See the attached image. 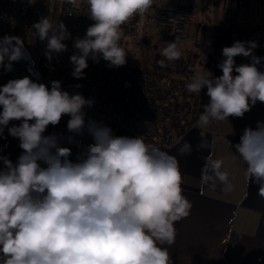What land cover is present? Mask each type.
I'll list each match as a JSON object with an SVG mask.
<instances>
[{
	"label": "clouds",
	"instance_id": "1",
	"mask_svg": "<svg viewBox=\"0 0 264 264\" xmlns=\"http://www.w3.org/2000/svg\"><path fill=\"white\" fill-rule=\"evenodd\" d=\"M68 2L79 8L76 0ZM153 2L86 0L94 23L74 40L72 76L84 78L89 58L97 63L102 58L109 67L125 65L122 25L145 15ZM33 28L34 36L47 41L49 60L67 50L63 41L70 33L62 22L57 28L49 17H41ZM178 40L160 49L161 68L181 59ZM23 47L19 37L0 38V66L11 71ZM257 47L255 41L239 40L223 47L224 59L217 65L222 75L197 71L187 83L188 92L206 88L208 97L194 125L201 129L199 147L209 146L203 130L213 121L242 118L257 102L264 103V71L257 67L264 58L254 55ZM237 56L250 57L251 63L236 65ZM92 104L80 93L63 91L58 80L50 89L27 76L0 86V134L7 128L22 149L15 162L0 156V264H173L164 245L175 242L174 225L192 208L182 193L178 160L146 143L144 136H116L95 120L86 124L84 109ZM65 115L70 117L69 132L81 134L87 128L94 141L76 162L55 134L45 135ZM13 120L20 124L9 128ZM233 147L246 165L245 178L264 198V121L246 127ZM191 150L185 142L180 153ZM223 165L222 159L209 156L202 185L211 182L214 188L219 181L225 193L232 192L234 184Z\"/></svg>",
	"mask_w": 264,
	"mask_h": 264
},
{
	"label": "crops",
	"instance_id": "2",
	"mask_svg": "<svg viewBox=\"0 0 264 264\" xmlns=\"http://www.w3.org/2000/svg\"><path fill=\"white\" fill-rule=\"evenodd\" d=\"M191 13L194 21L197 19L195 39L190 44L185 42L181 47V59L174 62H181L186 68L189 82L197 71L206 73L207 70L214 77L222 75V70L217 67L224 59L222 49L237 40L255 41L258 47L254 49V55L264 58V0H193ZM234 59L236 65L251 63L250 57ZM257 67L264 71V59ZM194 101L190 117L196 123L208 103L206 88ZM62 119L61 129L49 125L45 135L58 129L61 130L59 137L73 136L67 129L70 117ZM257 121H264V103L261 102L242 118L213 121L203 130L209 145L206 148L199 147L201 129L196 128L195 123L169 146L151 143L176 157L182 193L192 204L190 215L174 225L175 242L171 246L164 245L168 247L173 264H264V198L257 194V185L245 178L246 165L233 147L240 142L243 130L255 128ZM98 123L111 128L105 121ZM5 142L6 133L3 132L0 134V151ZM185 142L192 150L190 154L182 155L180 148ZM209 156L224 161L223 170L228 171L234 184L232 192L225 193L219 181L215 182L214 188L211 182L202 185L201 171Z\"/></svg>",
	"mask_w": 264,
	"mask_h": 264
},
{
	"label": "built area",
	"instance_id": "3",
	"mask_svg": "<svg viewBox=\"0 0 264 264\" xmlns=\"http://www.w3.org/2000/svg\"><path fill=\"white\" fill-rule=\"evenodd\" d=\"M76 3L78 9L68 0H0V38L5 35L19 37L34 60H38V65L35 62L41 74L39 83L50 89L51 82L58 80L63 91L80 93L92 100V106L86 107L84 112L91 119L110 124L114 135L144 136L145 142L160 147L175 143L195 123L190 113L197 93L187 91L189 81L186 71L171 75L170 65L161 68L156 57L162 59L159 51L166 46V42H175L179 37L178 46L181 49L190 37L195 25L191 13L193 0H154L145 15H138L143 27L149 30L151 50L155 54L147 65L138 68L125 63L120 67H109L102 58L98 63L89 58L83 79L74 78L73 69L64 68L71 63L70 57L77 51L73 47L75 38H83L87 28L94 23L89 17L86 0H76ZM41 17H49L56 22L57 28L59 21L62 22L70 33V38L63 41L67 50L54 53L51 60L45 55L47 41L33 35V25ZM133 47L135 50L140 47L138 40H134ZM25 76L33 81L36 79L28 74L24 66L14 62L11 71L0 66V86ZM19 124L20 121L13 120L8 127ZM147 124L152 126L148 128ZM3 132L9 134L7 128ZM92 143H80L69 159L76 162Z\"/></svg>",
	"mask_w": 264,
	"mask_h": 264
},
{
	"label": "rangeland",
	"instance_id": "4",
	"mask_svg": "<svg viewBox=\"0 0 264 264\" xmlns=\"http://www.w3.org/2000/svg\"><path fill=\"white\" fill-rule=\"evenodd\" d=\"M141 21H142L141 19L139 21L138 15H137V16L133 17L131 20H129L126 24L122 25L123 35H122L121 40H120V46L121 47H123L124 49H130L129 51L127 50V52H126L127 57L130 61L127 60V57H126V63H129L133 66L138 67V68H141L144 65H147L148 60L149 61L152 60L154 55H155L151 50V44H152L151 41L152 40L149 37V30H147L146 28L143 27ZM195 21H196V23L194 25L193 33H191V35H190L189 39L186 41V43L190 44V42H193L195 39V36H196L195 29H196L197 19ZM134 40L139 41L140 47L137 48V50H135V48L133 47ZM181 50H182V48H181ZM158 59H161V58L156 57V61ZM35 60L37 61V65H38V60L36 58H35ZM135 60H137V61H135ZM14 63L19 65V66H22L18 62L14 61ZM169 65H170V69H171L170 70L171 75H176V72L178 73L179 71H186V68H183L181 66V62L178 64H175L174 62H172V63H169ZM34 81L39 82L38 79H35ZM91 120H95L98 123V120L95 118H92ZM62 122H63V119H61L60 123L58 125H56V127L61 129L62 128ZM60 132H61V130L57 129V130H54L53 132H50V134H48V135L55 134L56 136H58V134ZM92 138L93 137L89 134L87 129L84 132H82L81 134H74L73 136H70L68 138L58 136L59 143L62 141L60 143V146L69 147L71 150L77 148L81 142H86ZM2 153H3V149L0 151V156H2Z\"/></svg>",
	"mask_w": 264,
	"mask_h": 264
},
{
	"label": "water",
	"instance_id": "5",
	"mask_svg": "<svg viewBox=\"0 0 264 264\" xmlns=\"http://www.w3.org/2000/svg\"><path fill=\"white\" fill-rule=\"evenodd\" d=\"M13 43H15V42H13ZM22 52H23V55H22L21 59H19L18 61H15V62H18V63L22 64L26 68L28 74L31 77L36 78V79L41 78V74H40L38 68L36 67V62H35L32 54L30 53V51L24 46L23 49H22ZM90 120H91V117L87 113H85V122H86V124ZM86 129L87 128H85L83 130V132ZM68 133H69V135L75 134V133H72V132H68Z\"/></svg>",
	"mask_w": 264,
	"mask_h": 264
},
{
	"label": "trees",
	"instance_id": "6",
	"mask_svg": "<svg viewBox=\"0 0 264 264\" xmlns=\"http://www.w3.org/2000/svg\"><path fill=\"white\" fill-rule=\"evenodd\" d=\"M125 50L127 52V50L129 51L130 49H125ZM64 68L73 69V65L71 63H67V66ZM21 152H22V149L19 147V139L12 137L9 134H6V142H5L2 156H7L9 159L15 162L17 157L21 154ZM2 166H3L2 162H0V167Z\"/></svg>",
	"mask_w": 264,
	"mask_h": 264
}]
</instances>
